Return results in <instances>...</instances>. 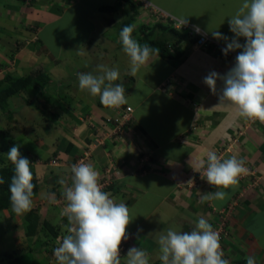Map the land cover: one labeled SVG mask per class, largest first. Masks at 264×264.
I'll return each mask as SVG.
<instances>
[{
    "label": "crops",
    "instance_id": "1",
    "mask_svg": "<svg viewBox=\"0 0 264 264\" xmlns=\"http://www.w3.org/2000/svg\"><path fill=\"white\" fill-rule=\"evenodd\" d=\"M121 2L31 0L29 4L24 3L16 15H12L9 9L5 12L0 10L3 13L0 18L12 24L15 19L20 22V15L23 14L26 23L18 25L33 24L31 42L36 43L41 40L39 33L46 25L60 22L65 16L89 21L105 6L120 5L115 12L122 11L123 22L132 9ZM137 12L129 25H134L132 37L139 42L146 36L149 27L142 23L144 19L139 8ZM231 16H225V23ZM187 21L213 38L212 31L207 27ZM40 22L44 23L40 26ZM97 23L100 25L102 20L98 18ZM91 24L89 34L96 29L93 26L95 23ZM7 27L11 25L7 24ZM31 33L26 31L25 37H30ZM16 36L20 38L22 33L18 30ZM224 36L231 39L234 34L229 29ZM191 39L192 36H187L180 42L184 54L179 61L156 55L135 77L128 74L127 67L124 72L130 77L131 84L125 87L127 102L119 108L104 107L99 97L93 99L86 92H81L78 82L67 84L71 95L65 99L64 105H60L64 114L60 115L59 121L62 126L63 123L69 124L64 125L67 130H59L60 138L55 142L54 149L51 148L53 157L61 159L62 165H55L53 172L42 175L38 180L37 193L48 200L49 194L55 193L51 205L46 203L42 207L46 214L50 207L61 209L65 200L58 181L63 178L68 180L66 185H70L73 164L83 159V162L92 164L100 176L102 169L111 164L121 171V176L111 180L104 191L110 193L117 203H125L131 215L126 229L127 239L121 243V264H126L127 252L132 247L142 248L148 254L149 264H161L157 244L159 234L166 233L169 228L185 231L186 226L187 231H191L201 217L219 233L224 258L230 264H247L249 256L254 257L256 264H264V123L245 121L238 117L235 109L217 106L222 81H217L215 94L203 82L211 71L226 74L234 66L240 50L225 55L222 48L226 47V43L222 39L213 38L220 45L217 47L198 46ZM118 42L120 45H112L122 49L120 40ZM239 42L245 41L240 38ZM80 43H91V39L86 36ZM27 46L25 44L14 53L12 59L18 65L27 64L30 71L42 63L47 73L57 64L46 43L33 52L27 51ZM20 55L22 59L19 62L17 57ZM126 61L129 66L128 57ZM143 70L148 72L149 78L145 72L142 73ZM107 118L111 119L110 122ZM117 123V133L111 131V137L105 139L98 137L104 142L99 144L94 136L95 128L109 131ZM208 151L216 152L221 159L235 156L245 161L246 173L240 176L237 186L225 190L228 195L223 201L210 199L202 202L204 194L217 190L201 179V174L197 172L203 171L197 168V163L206 159ZM47 164L38 165V170L42 171ZM36 176L38 178L37 173ZM36 195L35 198H38ZM61 222L66 229V217L56 222L62 229ZM44 255L49 258L48 253ZM54 259L52 263L56 264Z\"/></svg>",
    "mask_w": 264,
    "mask_h": 264
},
{
    "label": "clouds",
    "instance_id": "2",
    "mask_svg": "<svg viewBox=\"0 0 264 264\" xmlns=\"http://www.w3.org/2000/svg\"><path fill=\"white\" fill-rule=\"evenodd\" d=\"M188 23L187 19L182 26ZM229 29L234 36L229 39L220 32H212L214 39L224 40L222 52L240 50L234 66L224 75L211 71L204 83L215 94L217 81H222L219 104L235 109L245 121L264 123V0H243L236 13L230 17ZM199 33V26H193ZM134 25H126L120 31L122 51L129 58L132 77L159 55V49L147 43L141 45L132 37ZM240 38L244 43H240ZM100 74L77 73L78 88L91 97H99L106 108H119L125 104V88L114 83L120 78L118 69L98 65ZM14 145L6 153L13 166L9 184L10 204L16 215H24L33 206L34 184L31 162ZM245 161L235 156L221 159L216 152L208 151L206 159L197 163L201 179L217 190L202 196L205 200L223 201L225 191L238 185L239 178L247 169ZM71 183L64 186L62 196L66 201L62 215L68 228L59 246L54 248L56 264H121L120 245L127 239L126 229L131 222L128 206L117 203L112 195L103 191L99 184L100 173L90 163L80 162L71 166ZM4 181L0 179V184ZM55 193L49 194L50 202ZM58 236V235H57ZM56 236V237H57ZM161 264H230L224 258L219 233L201 217L191 231L169 228L157 239ZM126 264H149L148 254L140 247L129 248ZM247 264H256L254 257H247Z\"/></svg>",
    "mask_w": 264,
    "mask_h": 264
},
{
    "label": "rangeland",
    "instance_id": "3",
    "mask_svg": "<svg viewBox=\"0 0 264 264\" xmlns=\"http://www.w3.org/2000/svg\"><path fill=\"white\" fill-rule=\"evenodd\" d=\"M64 1L65 3L74 2L73 0ZM131 1H134L133 5L138 6L140 9V16L144 19L142 23L148 25V27L156 19L171 14L183 21L186 19L195 21L197 24L207 27L209 31L221 32L223 36L229 30V23H225L226 20L223 19L225 16L229 18L228 15H234L243 3V0H149L151 5H158V8L165 12L163 15L160 13L158 18L155 16L154 10H151L149 6L145 7L144 4L140 3V0ZM24 3L23 0H0V10L5 12V10L9 9L8 11L12 15H16ZM73 10H77V8L73 7ZM121 12L98 11L96 17L92 16L89 21L84 18L79 20L75 16H65L60 22L46 25L42 32L39 33L41 40L36 43L31 42L33 24L18 25L25 22L23 14L20 15V19L18 18L20 22L15 19L12 24L10 21L0 18V41H3L0 43V79L5 72L18 73L19 75H25L30 72L27 64L18 65L12 59L14 58V53L18 52L25 44H28L26 50L33 52L41 44L46 43L52 56H55L57 63L47 71L51 84L50 89L44 95L36 97L32 92L33 90H28L9 96L4 105L0 104V165H11L6 158V153L17 144L20 145V153L29 159L34 170H36L35 173L38 175V180L43 177L44 173L53 172L55 165L56 167L62 165L59 158L57 163H52L50 160L54 156L53 146L60 138L61 133H58L59 130L60 132L67 130L64 125L69 124L63 123L62 126L59 121L61 119L60 115L64 114H62L64 110H62L61 106L70 97V89L66 85L78 82L77 73L90 72L98 75L100 74L98 65H104L109 69H118L120 78L114 83H121L124 88L130 86L131 79L127 76V72H124L129 67L126 61L127 56L122 49L112 45H116V43L120 45L118 41L120 40L119 34L122 23ZM0 14L3 13L0 12ZM98 18L102 20L100 25H97ZM161 20L162 23H168L166 19ZM43 23L40 22L38 24L41 26ZM91 23H95L93 26L96 29L89 34L88 32L92 28ZM7 24L11 25V27H7ZM14 30L16 32L19 30L22 33V37L16 36ZM26 31L32 32L29 34L30 37H25ZM141 35H144V33ZM86 36L91 39V43H83V46L80 42ZM17 49L18 51H16ZM58 51L60 53L57 54ZM17 59L20 62L22 59L21 55ZM38 66L44 68L42 63ZM142 73L149 78L147 71L143 70ZM69 111L71 112V110ZM53 134L58 135L53 136ZM56 144L58 145V143ZM46 163L48 164L42 171L38 170V165ZM117 177L119 175L111 179L114 180ZM65 182L67 184L68 180H65ZM59 187L64 188L61 184H59ZM35 195L31 209L35 211L39 218L38 232L35 235H25V214L16 215L11 207L0 210V264H53V250L59 246L68 228V223L65 224L67 226L66 229L64 228V222H61L62 229L56 223L57 221H63L64 216L61 213L66 201L62 202L61 209L58 206L50 207L48 214H46L42 207L47 204L51 205L50 199L48 200L44 195L38 196V193L36 195L38 198H35ZM45 220L60 230L59 238L53 236L43 226L42 222ZM185 231H187V226ZM43 242L45 244H42ZM44 252L49 254V258L45 257ZM54 262L56 263L55 259Z\"/></svg>",
    "mask_w": 264,
    "mask_h": 264
},
{
    "label": "trees",
    "instance_id": "4",
    "mask_svg": "<svg viewBox=\"0 0 264 264\" xmlns=\"http://www.w3.org/2000/svg\"><path fill=\"white\" fill-rule=\"evenodd\" d=\"M132 9V12L121 23V30L124 26L129 25V22L136 16L137 7L133 5L131 0H122ZM120 5L105 6L103 10L116 11ZM168 21V20H167ZM168 24V25H167ZM162 23L161 19L156 21L149 27L148 33L143 38L139 39L141 45L147 43L155 48L159 49V55L162 58L179 61L184 54L181 49L180 42L189 36L186 32L176 29L169 20L168 23ZM191 41L196 42V38L193 37ZM1 63V62H0ZM50 77L47 75L45 69L41 66H36L28 72L26 75H19L12 72H5L0 79V104L4 105L7 102L9 96L33 90L34 96L39 97L44 95L50 88ZM33 173L34 195L39 188V181L36 176L35 170L30 165ZM13 166L9 164L0 165V179H3V183L0 184V210L11 207L10 204V192L9 184L13 176ZM33 195V196H34ZM43 226L46 227L53 236L59 234V229L50 225L47 221H43ZM39 218L35 211L31 210L24 216V232L26 236L35 235L38 232ZM45 242V241H44ZM42 244H45V243Z\"/></svg>",
    "mask_w": 264,
    "mask_h": 264
},
{
    "label": "built area",
    "instance_id": "5",
    "mask_svg": "<svg viewBox=\"0 0 264 264\" xmlns=\"http://www.w3.org/2000/svg\"><path fill=\"white\" fill-rule=\"evenodd\" d=\"M23 1L26 4H29L31 2V0H23ZM140 3L141 4H144L145 7L146 6H149L151 10H154L153 12H154L155 16L158 17V18H159L158 15L160 13H162V15H163V13H165L160 8L151 5L147 1L145 2V0H140ZM150 9H148V10H150ZM159 19H166L168 21L170 20L171 21V24L176 29L186 32L189 36L195 37L196 38V42L195 43L198 46H202V47H206V46H214V47H217V46H220L217 41H215L213 38H211L200 27H199L200 32L197 33L194 30V27H193V26H197V25H194V24L188 22L186 25L182 26L183 20H180V19L176 18L175 16H173L171 14H168L165 17H162V18H159ZM128 110H130V109L128 108ZM110 120H111L110 118H107V122H110ZM101 128L102 127H96L95 128V134H94V136L96 135L95 136L96 139L98 137H102L104 139L107 138V137H111V135H112L111 131H114V133H117V131H118V123L116 125H114V128L112 130H109V131H106V130H103L102 131ZM98 143L99 144H103L104 142L101 139L98 138ZM82 160H80V162ZM57 161H59V159L56 156L53 157V159L51 160L52 163H55V162L57 163ZM111 166H112L111 164L110 165H106L104 167V169H102V174H101V176L99 178V184H100V187H101L102 190L108 186L109 182L112 180L111 178H113L114 176H118L121 173V171L119 169H116V167H114V166L111 167ZM56 238H59V237L57 236ZM122 247L123 246L120 245V248H122Z\"/></svg>",
    "mask_w": 264,
    "mask_h": 264
}]
</instances>
